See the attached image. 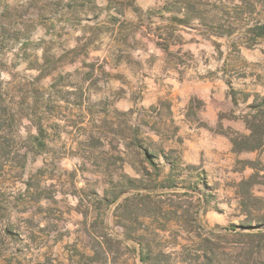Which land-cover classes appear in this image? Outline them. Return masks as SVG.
Here are the masks:
<instances>
[{
    "label": "rangeland",
    "instance_id": "rangeland-1",
    "mask_svg": "<svg viewBox=\"0 0 264 264\" xmlns=\"http://www.w3.org/2000/svg\"><path fill=\"white\" fill-rule=\"evenodd\" d=\"M252 1L0 0V264H264Z\"/></svg>",
    "mask_w": 264,
    "mask_h": 264
},
{
    "label": "trees",
    "instance_id": "trees-1",
    "mask_svg": "<svg viewBox=\"0 0 264 264\" xmlns=\"http://www.w3.org/2000/svg\"><path fill=\"white\" fill-rule=\"evenodd\" d=\"M259 1L263 2L264 0H258L257 2ZM251 2L255 3V1L252 0ZM250 31L254 34L253 36L255 38H264V21H255L254 26ZM249 108L250 113L245 117V124L246 128L249 130V134H236V137L232 139L233 148L236 152L258 151L264 149V98L257 99ZM3 166L4 162L1 161L0 157V172L3 169ZM132 206L133 203L128 207L131 208ZM137 206L136 208H140L139 204H137ZM126 237L130 238L131 235L128 234ZM248 237L250 239H255L258 242L257 247H255L257 253H253V242L246 246L248 251L245 255L248 258H250L252 254H256L257 256L260 252L264 251V232L259 231L255 234H249ZM99 238L97 237V243L100 247L106 245L109 248L121 244V241L118 238L111 236L110 234L100 236Z\"/></svg>",
    "mask_w": 264,
    "mask_h": 264
}]
</instances>
